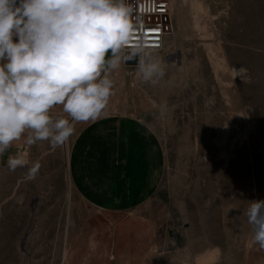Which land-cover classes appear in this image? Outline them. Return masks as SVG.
<instances>
[{"label": "rangeland", "instance_id": "rangeland-1", "mask_svg": "<svg viewBox=\"0 0 264 264\" xmlns=\"http://www.w3.org/2000/svg\"><path fill=\"white\" fill-rule=\"evenodd\" d=\"M173 31L154 53L156 84L138 57L113 70L101 118L132 117L164 151L158 187L134 211L87 202L69 174L73 121L63 145L19 143L0 164V264H244L264 253L245 215L264 198V0H172ZM247 69L238 74L234 69ZM243 77L242 78L240 77ZM26 136L28 135L27 132ZM25 142V141H24ZM26 164L10 171L9 156ZM40 168L33 179L29 169Z\"/></svg>", "mask_w": 264, "mask_h": 264}, {"label": "clouds", "instance_id": "clouds-1", "mask_svg": "<svg viewBox=\"0 0 264 264\" xmlns=\"http://www.w3.org/2000/svg\"><path fill=\"white\" fill-rule=\"evenodd\" d=\"M135 27L125 0H0V156L25 132L28 145L68 141L74 127L53 119L57 106L73 121L100 118L113 94L110 74L126 59L138 57L144 82L164 77L161 59L144 44L125 52ZM25 164L19 155L7 159L10 171ZM39 168L34 164L28 178ZM245 215L253 243L264 250V200L250 201Z\"/></svg>", "mask_w": 264, "mask_h": 264}, {"label": "crops", "instance_id": "crops-1", "mask_svg": "<svg viewBox=\"0 0 264 264\" xmlns=\"http://www.w3.org/2000/svg\"><path fill=\"white\" fill-rule=\"evenodd\" d=\"M50 114L53 118L68 116L60 106ZM25 138L26 133L11 147L25 143ZM3 159L4 154L0 156V164ZM164 162L162 145L148 126L132 117H105L85 126L75 137L69 174L93 207L104 212L124 213L144 205L154 194ZM260 259V254L251 255L244 264H264V259ZM198 264L217 263L208 256L198 259Z\"/></svg>", "mask_w": 264, "mask_h": 264}, {"label": "built area", "instance_id": "built-area-1", "mask_svg": "<svg viewBox=\"0 0 264 264\" xmlns=\"http://www.w3.org/2000/svg\"><path fill=\"white\" fill-rule=\"evenodd\" d=\"M132 9L136 25L125 52L144 44L153 53L162 51L173 31L174 3L172 0H125Z\"/></svg>", "mask_w": 264, "mask_h": 264}, {"label": "water", "instance_id": "water-1", "mask_svg": "<svg viewBox=\"0 0 264 264\" xmlns=\"http://www.w3.org/2000/svg\"><path fill=\"white\" fill-rule=\"evenodd\" d=\"M130 60H131V59H126L125 62H126L127 64H129V63H130ZM135 61H136V60H135V58H134V62H135Z\"/></svg>", "mask_w": 264, "mask_h": 264}]
</instances>
